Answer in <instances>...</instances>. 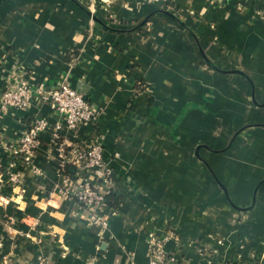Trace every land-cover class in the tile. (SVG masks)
<instances>
[{"label": "crops", "instance_id": "obj_1", "mask_svg": "<svg viewBox=\"0 0 264 264\" xmlns=\"http://www.w3.org/2000/svg\"><path fill=\"white\" fill-rule=\"evenodd\" d=\"M15 78L103 109L73 133L39 99L0 113V264H146L167 232L166 264H264V0H0V89ZM37 118L38 172L13 184L2 148ZM92 134L104 229L61 191L96 178L58 143Z\"/></svg>", "mask_w": 264, "mask_h": 264}, {"label": "built area", "instance_id": "obj_2", "mask_svg": "<svg viewBox=\"0 0 264 264\" xmlns=\"http://www.w3.org/2000/svg\"><path fill=\"white\" fill-rule=\"evenodd\" d=\"M208 1L216 3L225 0ZM34 98L47 102L50 108L59 115L66 130L71 133L77 132L83 124L96 125L103 109L91 103L70 85L60 83L50 87L42 85L30 87L25 79L15 78L8 80L0 89V113L9 108H27ZM47 124L45 119L37 118L21 132L16 141L3 146L5 156L3 165L9 182L16 184L20 181L23 167H31L33 171L38 172L33 167V155L40 144V132ZM58 145L61 158L60 168L74 164L83 171L84 176L96 178L95 181L76 179V184L72 188L66 186L61 191L86 212L90 224L104 229L107 226L106 211L110 207L105 196L107 192L101 189V185L111 183L112 172L103 160V149L99 137L92 134L80 144L67 143L64 139L60 140ZM63 180L68 181L70 178L64 175ZM170 235L172 233L167 232L150 237L146 264L167 263L169 255L164 249V241ZM39 264H50V262L43 259Z\"/></svg>", "mask_w": 264, "mask_h": 264}, {"label": "water", "instance_id": "obj_3", "mask_svg": "<svg viewBox=\"0 0 264 264\" xmlns=\"http://www.w3.org/2000/svg\"><path fill=\"white\" fill-rule=\"evenodd\" d=\"M208 167V166H207ZM208 170L210 171L212 177L214 178L215 182L220 186V188L223 190L228 202L233 206L235 207L236 209H240L239 207L235 206L229 199L227 193H226V189L224 187V185L222 184V182L216 177V175L214 174V172L208 167Z\"/></svg>", "mask_w": 264, "mask_h": 264}]
</instances>
